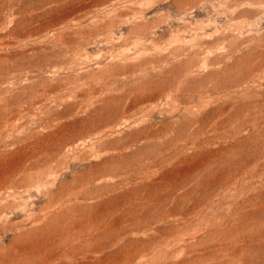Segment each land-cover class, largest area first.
Listing matches in <instances>:
<instances>
[{"label": "rangeland", "instance_id": "374dc122", "mask_svg": "<svg viewBox=\"0 0 264 264\" xmlns=\"http://www.w3.org/2000/svg\"><path fill=\"white\" fill-rule=\"evenodd\" d=\"M0 264H264V0H0Z\"/></svg>", "mask_w": 264, "mask_h": 264}]
</instances>
